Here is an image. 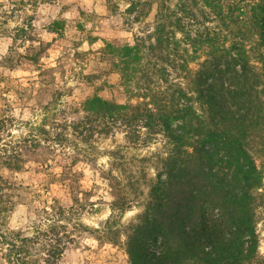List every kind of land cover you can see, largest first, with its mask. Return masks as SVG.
Here are the masks:
<instances>
[{"label": "trees", "instance_id": "16d2710c", "mask_svg": "<svg viewBox=\"0 0 264 264\" xmlns=\"http://www.w3.org/2000/svg\"><path fill=\"white\" fill-rule=\"evenodd\" d=\"M200 2L178 0L175 9L158 2L148 44L144 37L106 42L122 83L139 73L144 84L124 102L86 97L68 124L85 144L116 130L130 142L161 134L171 143L144 210L126 234L129 264H264L255 228L264 197L258 191L264 169L256 161L264 158V0ZM147 4L131 0L125 10L142 6L138 19ZM196 9L204 22L197 21ZM209 15L212 25L206 23ZM53 24L49 31L55 32ZM148 52L170 60L184 86L164 77L165 84L150 85L143 63ZM3 124L1 119L0 131ZM51 136L68 142L66 135ZM27 147L41 142L31 135L0 143V166L21 170ZM17 186L0 174V258L8 264H54L67 237L58 219L36 224L30 234L2 227Z\"/></svg>", "mask_w": 264, "mask_h": 264}, {"label": "rangeland", "instance_id": "374dc122", "mask_svg": "<svg viewBox=\"0 0 264 264\" xmlns=\"http://www.w3.org/2000/svg\"><path fill=\"white\" fill-rule=\"evenodd\" d=\"M130 1L0 0V143L31 135L41 142L23 149L21 170L0 166V174L18 185L2 227L30 234L36 224L58 219L67 237L54 264H129L126 234L139 220L171 148L161 134L150 142H130L122 130L98 134L85 144L68 126L86 97L124 102L144 84L139 73L122 83L105 43H133L136 37L150 43L157 3L175 9L178 0H143L148 4L138 19L134 16L142 6L127 13ZM195 11L197 21L204 22ZM206 23H214L211 15ZM51 24L55 32L49 31ZM153 53L143 58L150 85L165 84L164 77L184 86L170 60ZM56 134L66 135L68 142L56 143L51 139ZM256 161L264 169V158ZM258 191L264 192V176ZM259 201L255 228L258 253L264 255V197ZM0 264L8 263L0 258Z\"/></svg>", "mask_w": 264, "mask_h": 264}]
</instances>
